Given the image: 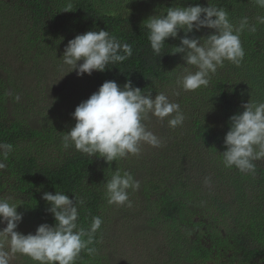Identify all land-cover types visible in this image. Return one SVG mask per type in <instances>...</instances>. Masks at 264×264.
Returning a JSON list of instances; mask_svg holds the SVG:
<instances>
[{"label": "trees", "instance_id": "16d2710c", "mask_svg": "<svg viewBox=\"0 0 264 264\" xmlns=\"http://www.w3.org/2000/svg\"><path fill=\"white\" fill-rule=\"evenodd\" d=\"M152 1L158 14L177 4L207 7L210 2L227 10L229 19L236 25L243 16L256 24L255 17L264 15V9L255 0ZM70 2L71 11L64 12L69 0H0L4 6L12 5L24 24L19 46H43V54L46 51L59 56L63 55L68 41L77 35L105 30L121 42L131 44L133 55L103 73L93 72L82 77L76 71L69 73L77 78L65 83L50 109L42 99L48 73L34 80L30 90L18 94L14 70L0 62V142L14 146L13 154L6 161L7 170L0 173V198L19 206L23 219L39 225H55L54 217L47 211L50 205L42 199L44 192L61 191L70 199L75 200V195L83 199L79 223L87 228L93 216L103 220L92 245L95 254L82 253L77 261V264H92L102 260L100 245L106 237L105 229L112 226L105 217L108 210L104 186L108 178L106 162L81 154L74 147L65 150L62 136L75 126L72 114L76 107L97 92L105 81H115L122 87L130 80L134 87L152 92L155 97L157 92H165L171 86L175 66L182 55L170 54L171 47L179 46L180 40L169 38L161 56H155L147 38L148 30L143 27L136 7L128 8L122 0L113 5L108 0ZM256 26L255 33L241 35L245 58L240 66L226 62L238 68L232 74L235 80H228V75L217 81L208 96L200 99L199 91L196 98H190V109L196 117L192 145L177 144V153L182 158L178 161V157L159 155L154 163L165 166L158 172L161 180L143 187L153 207L152 221H161L171 230V238L174 234L178 237L162 264H264V161L257 162L255 175H245L234 168L226 169L219 155L226 150L224 137L229 131V119L243 111L242 102L250 101L251 97L264 101V25ZM212 32L205 28L190 35L200 38ZM179 35L183 37L184 32ZM48 46L51 51L47 50ZM6 49L5 55H10L12 46ZM37 49L36 56L40 58L41 48ZM210 101L212 107L204 112V104ZM39 105L45 111V122L39 121L37 112L30 114ZM32 118L41 126L31 124ZM206 177L211 181L207 186ZM227 185L230 189L225 191ZM4 227L6 224L0 223V229Z\"/></svg>", "mask_w": 264, "mask_h": 264}, {"label": "clouds", "instance_id": "9594fccd", "mask_svg": "<svg viewBox=\"0 0 264 264\" xmlns=\"http://www.w3.org/2000/svg\"><path fill=\"white\" fill-rule=\"evenodd\" d=\"M264 9V0H255ZM69 0L64 12L71 11ZM252 24L247 16L240 18L238 25L229 19L227 10L211 5L199 4L166 8V11L149 17L143 24L148 30V41L155 56L164 52L169 38L179 39L180 45L171 47L170 54H181L187 67L175 78L171 93L142 91L129 80L122 87L115 81H105L99 90L86 101L81 102L72 114L75 126L62 136V147L76 151L90 158L103 159L111 168L113 161L139 156L145 145L152 148L162 146V140L151 129V121H167L170 128L183 126L185 114L179 103L171 97H179L181 91L195 92L207 88L211 78L225 62L240 66L245 58L241 35L255 33L257 24L264 25V15L255 17ZM213 30L207 37L196 38L190 34L202 29ZM184 36L180 37V32ZM133 55L131 44L121 40L109 31H88L69 40L64 49L62 62L78 76L93 72H105L112 66L122 64ZM174 72V71H172ZM20 99L19 96L16 97ZM242 112L229 119V131L224 137L225 151L219 154L226 169H236L245 175H255L257 162L264 161V101L253 100L241 104ZM14 152L11 143L0 142V173L8 168L6 161ZM210 185V178H205ZM109 205L132 206L129 190L140 189V181L117 167L110 179L104 183ZM42 199L50 207L55 225L41 224L35 234L27 235L17 231L23 220L18 207L8 199L0 198V264L20 254L38 264H77L82 253L93 256L95 236L103 220L93 216L90 225L79 223L80 210L84 200L75 195L70 199L61 191L44 192ZM7 242L8 248L4 247Z\"/></svg>", "mask_w": 264, "mask_h": 264}, {"label": "rangeland", "instance_id": "374dc122", "mask_svg": "<svg viewBox=\"0 0 264 264\" xmlns=\"http://www.w3.org/2000/svg\"><path fill=\"white\" fill-rule=\"evenodd\" d=\"M108 1L113 5L118 0ZM122 1L128 8L136 7L142 22L159 13L152 0ZM19 17L13 11L12 5L8 3L7 6L0 4V62L4 67L9 66L14 70L12 72L16 74L18 94L30 90L34 80L37 81L39 77L44 78L46 73H48L46 75L47 82L44 81L45 87L42 99H45L46 105H48L47 109H50L56 103L58 93L63 89L65 83L77 77L73 75L69 76L71 69L63 65L62 60H60L63 55L56 56L53 52L47 53L46 51L43 54V46L39 45L19 46L20 35L24 29V24ZM10 46H12V53L5 55V51L8 52L6 48ZM37 47L41 48L40 58L36 56ZM47 50L51 51V46H48ZM178 63L174 69L176 72L173 74L172 84L165 93L170 94L172 88L175 87V78L182 71L181 66L187 67L182 56H180ZM51 65H55V67L49 70ZM237 69V67L229 66L225 62V66L219 68L217 73L212 76L207 88H201L195 92L181 91L179 97H171L175 102L180 104L186 119L183 126L175 129L170 128L167 121L161 122L156 118L152 119L150 127L161 138L163 142L161 147L152 148L145 145L139 156H129L117 162L113 161L111 168H109L107 163L105 164L108 179H110L113 171L118 167L121 173L124 171L130 172L135 179L140 181L141 187L137 191L129 190V198L132 202L131 207L108 204L105 217L112 226L105 229L106 237L102 239L100 245L99 251H101L102 260H96L93 262L94 264H162L163 260L169 257V251L173 249L178 237L174 234V237L171 238V230L169 232L166 229L168 227L161 221H152V217L154 216L153 207L147 201L143 187L144 185L160 182L161 179L158 172L165 169V166L159 167L155 165L154 161L159 159V155L170 159L178 157L176 159L178 161L182 158L177 153V144L185 142L188 145H192L191 134L196 117L192 115L193 109H190V98H196L199 91L200 99L208 96L217 81L228 75L227 79L234 81L235 76L232 74H236ZM3 77H6V74ZM241 79H243V76L239 78L240 82ZM37 97L40 99L39 96ZM212 105V101L204 104V112H206L208 107H212ZM41 108V105L32 108L30 114L33 111L37 112L39 121L45 122V111L41 110ZM29 122L36 127L41 126L38 125V122L34 118L29 120ZM224 188L225 191H228L230 186L227 185ZM38 226L39 224L35 221L23 219L17 231L25 235L29 233L35 234ZM4 247L8 248L7 242H4ZM10 264H38V262L32 261L27 256L16 254L10 260Z\"/></svg>", "mask_w": 264, "mask_h": 264}]
</instances>
